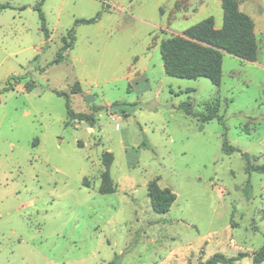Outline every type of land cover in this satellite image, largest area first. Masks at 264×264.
Wrapping results in <instances>:
<instances>
[{
  "label": "rangeland",
  "instance_id": "1",
  "mask_svg": "<svg viewBox=\"0 0 264 264\" xmlns=\"http://www.w3.org/2000/svg\"><path fill=\"white\" fill-rule=\"evenodd\" d=\"M38 2L0 0L10 5L0 9V264H202L239 252L250 258L235 264H252L264 173H248L242 154L264 163V0H239L257 58L224 53L219 86L166 75L160 43L208 16L219 26L221 0H43L48 37ZM56 91L74 112L100 106L94 123L65 125ZM187 103L198 113L218 104L238 150L225 154L223 125H201ZM103 152L115 185L105 194ZM151 180L176 195L166 213L150 206Z\"/></svg>",
  "mask_w": 264,
  "mask_h": 264
},
{
  "label": "trees",
  "instance_id": "2",
  "mask_svg": "<svg viewBox=\"0 0 264 264\" xmlns=\"http://www.w3.org/2000/svg\"><path fill=\"white\" fill-rule=\"evenodd\" d=\"M43 0H39L34 7L37 10L41 20V29L45 31L48 37V31L45 27V18L41 9ZM10 7L9 4H0V9ZM222 24L215 27L213 16H208L201 21L185 28L181 33L172 35L160 43V55L166 75L177 78L196 79L199 77L209 79L214 85L219 86L222 79V62L223 54L228 53L244 61H255L257 58V40L254 31V21L245 12L239 9V0H221ZM99 14L92 18H82L75 21L76 23H93L97 21ZM75 35L74 30L70 29L67 36L63 38L64 44L60 50L68 49ZM69 39V40H68ZM60 61V57L55 58L52 63ZM21 77H15L18 82ZM25 90L30 91L34 87L33 82H26ZM12 88L10 80L7 81L4 90ZM80 90L78 82H75L70 90L71 93H77ZM58 95H63L66 99L67 119L65 125L71 121H84L90 125L94 123L95 113L101 107L93 106L91 112H74L70 106L69 95L65 92L56 91ZM186 115L197 117L201 125L212 119H218L224 128V138L222 151L225 154H231L238 148L228 144L225 137L226 126L224 117L218 114V104H206L205 112H195L190 104H184L180 107ZM201 127V126H200ZM246 159L245 170L249 173L254 171L264 173V163L252 165L251 158H256L248 153L242 154ZM102 163L104 171L101 174V185L99 192L102 194L115 192V185L111 182L109 167L112 162V154L103 152ZM147 195L152 210L156 213H166L169 211L176 195L168 187H160L156 180H151L147 185ZM249 256L245 252H239L236 256L226 257L217 254L210 257L202 264H235L242 258ZM252 264L264 262V244L251 254ZM108 264H117L114 258Z\"/></svg>",
  "mask_w": 264,
  "mask_h": 264
},
{
  "label": "crops",
  "instance_id": "3",
  "mask_svg": "<svg viewBox=\"0 0 264 264\" xmlns=\"http://www.w3.org/2000/svg\"><path fill=\"white\" fill-rule=\"evenodd\" d=\"M221 24H222V23H221ZM221 24H220L219 26H217V28L220 27ZM215 27H216V25H215ZM183 30H184V29H183ZM181 32H182V31H181ZM181 32H180V33H181ZM177 34H179V33H177ZM247 257H248V259L250 258V256H247ZM259 264H264V262H261V263H259Z\"/></svg>",
  "mask_w": 264,
  "mask_h": 264
}]
</instances>
